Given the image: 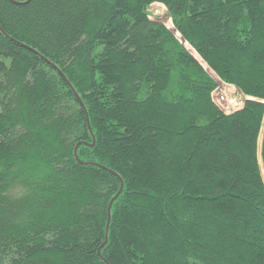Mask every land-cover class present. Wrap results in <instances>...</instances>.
<instances>
[{"label":"trees","instance_id":"obj_1","mask_svg":"<svg viewBox=\"0 0 264 264\" xmlns=\"http://www.w3.org/2000/svg\"><path fill=\"white\" fill-rule=\"evenodd\" d=\"M0 264H264V0H0Z\"/></svg>","mask_w":264,"mask_h":264},{"label":"rangeland","instance_id":"obj_2","mask_svg":"<svg viewBox=\"0 0 264 264\" xmlns=\"http://www.w3.org/2000/svg\"><path fill=\"white\" fill-rule=\"evenodd\" d=\"M149 11L151 13H153L152 14L153 16H151V18H153V19L156 18L158 21L163 22L167 27L172 28L171 20L166 16V13H167L166 8L163 5L157 4V3L152 4L149 8ZM204 67H205V65H204ZM205 68L214 78L216 77V75L211 70H209L208 67H205ZM219 88H220V90H218L217 93L214 94V98L217 99L219 95H227L230 97H234L233 94H235V92H234L235 89L233 90L232 87L221 84ZM232 91L234 93H232ZM234 98H236V97H234Z\"/></svg>","mask_w":264,"mask_h":264},{"label":"built area","instance_id":"obj_3","mask_svg":"<svg viewBox=\"0 0 264 264\" xmlns=\"http://www.w3.org/2000/svg\"><path fill=\"white\" fill-rule=\"evenodd\" d=\"M234 90V89H233ZM217 92H215L214 94H216ZM232 93H234L232 91ZM214 96V95H213ZM218 96V95H217ZM215 102L222 108H228V107H231L232 108H236L239 106V103L237 101L236 98L234 97H230V96H227V95H219L218 98L216 99L215 98ZM237 109V108H236Z\"/></svg>","mask_w":264,"mask_h":264},{"label":"water","instance_id":"obj_4","mask_svg":"<svg viewBox=\"0 0 264 264\" xmlns=\"http://www.w3.org/2000/svg\"><path fill=\"white\" fill-rule=\"evenodd\" d=\"M119 192H120V191H119ZM119 192H118V194H119ZM118 194H117V195H118ZM111 202H112V201H111ZM111 202H110V204H111ZM110 204H109L108 209L110 208ZM99 250H100V249H99ZM99 250H98V254H99V252H100Z\"/></svg>","mask_w":264,"mask_h":264}]
</instances>
